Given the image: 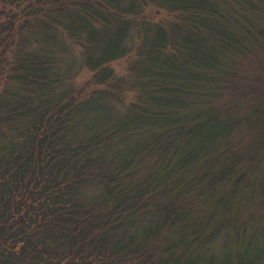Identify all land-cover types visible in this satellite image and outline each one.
<instances>
[{
	"label": "trees",
	"instance_id": "1",
	"mask_svg": "<svg viewBox=\"0 0 264 264\" xmlns=\"http://www.w3.org/2000/svg\"><path fill=\"white\" fill-rule=\"evenodd\" d=\"M35 8L0 101V264H264V0ZM64 38L93 72L78 100Z\"/></svg>",
	"mask_w": 264,
	"mask_h": 264
},
{
	"label": "rangeland",
	"instance_id": "2",
	"mask_svg": "<svg viewBox=\"0 0 264 264\" xmlns=\"http://www.w3.org/2000/svg\"><path fill=\"white\" fill-rule=\"evenodd\" d=\"M41 2L42 0H0V101L2 102H4V100L6 101V99L11 96L12 91L16 88V84L12 81V74L14 73V70L12 69L14 50L16 49L17 41L20 38L19 36L22 34L25 39L27 30V27L26 29L21 30L20 24L23 23L22 21H24V19L27 18L29 20L31 18V16L37 10L35 6L41 4ZM152 15L155 19L157 18V14ZM64 39L66 40L65 42H68L69 44L67 45L66 53L64 54V59H66L65 56H67V59H60L61 61L59 62L58 66L60 67L61 71H65L68 68L69 73L68 75H65L63 80L64 85L65 83L66 85L62 86V88L57 91V94H59L60 91L70 88L71 95L74 99L78 100L83 95L90 92L91 88H94L90 85L93 72L81 65L79 45L73 41H70L68 38ZM24 43L27 45L25 41ZM37 46L38 45L35 43H29L26 47V50H34L37 48ZM130 59L131 55L109 63V65L113 68L115 78H123L125 81H127L130 75ZM240 73L243 72L241 71ZM125 87L127 88V92L123 96L122 100L116 101L117 109H124L126 104L129 105L131 102H135L136 90L130 85H126ZM67 97L68 96L65 95L64 92L62 95V101H65ZM0 117V122H2V118L7 117L4 109H0ZM13 128L14 125L6 127L4 124L0 123V139H3L5 136L6 139L12 136L15 137L16 131H13ZM16 140H19L18 137ZM23 202L27 203L29 200L24 198ZM15 209L16 207L14 204L12 206V212H14ZM25 209L26 206H23L20 213H17V215L15 213V218L23 216ZM8 243L10 242L8 241ZM6 245L7 244H5V246ZM149 262L154 261L151 260ZM134 263L136 264L135 260L126 264Z\"/></svg>",
	"mask_w": 264,
	"mask_h": 264
}]
</instances>
